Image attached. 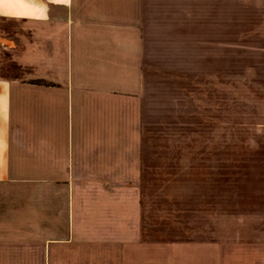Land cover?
Returning a JSON list of instances; mask_svg holds the SVG:
<instances>
[{
	"label": "crops",
	"instance_id": "obj_1",
	"mask_svg": "<svg viewBox=\"0 0 264 264\" xmlns=\"http://www.w3.org/2000/svg\"><path fill=\"white\" fill-rule=\"evenodd\" d=\"M211 7L0 0V264H264V187L150 197L194 179L148 119L189 125L196 36L226 35ZM238 117L264 131V0H238Z\"/></svg>",
	"mask_w": 264,
	"mask_h": 264
},
{
	"label": "rangeland",
	"instance_id": "obj_2",
	"mask_svg": "<svg viewBox=\"0 0 264 264\" xmlns=\"http://www.w3.org/2000/svg\"><path fill=\"white\" fill-rule=\"evenodd\" d=\"M203 1L214 5L210 25L215 23L217 12L221 21L216 22V26L226 28V35L204 37L205 41L196 36L195 79L194 85L189 84V88L194 87V99L188 101L193 112L189 125L183 123L181 117L174 119L167 114L162 116L163 120L153 116L148 119V139L176 141L180 146L176 158L184 166L187 159L190 164L193 155L194 179L156 181L157 187L165 189L163 195L150 196L153 201H169L171 188L233 192L238 187H264V158H246L250 149L238 148V141L264 139V131L254 132L249 126L238 124V119L242 118L238 117V0ZM215 3L221 8L216 9ZM171 85L164 84V89ZM160 120L162 130L157 129L155 133Z\"/></svg>",
	"mask_w": 264,
	"mask_h": 264
}]
</instances>
